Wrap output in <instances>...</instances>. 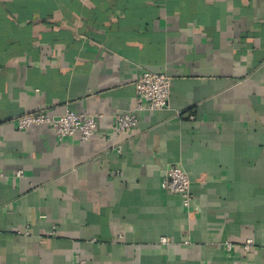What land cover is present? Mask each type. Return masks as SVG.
Wrapping results in <instances>:
<instances>
[{"label":"crops","instance_id":"0c3cea01","mask_svg":"<svg viewBox=\"0 0 264 264\" xmlns=\"http://www.w3.org/2000/svg\"><path fill=\"white\" fill-rule=\"evenodd\" d=\"M145 70L168 105L116 134ZM66 109L88 141L16 127ZM80 260L264 264V0H0V264Z\"/></svg>","mask_w":264,"mask_h":264},{"label":"built area","instance_id":"2783aa9c","mask_svg":"<svg viewBox=\"0 0 264 264\" xmlns=\"http://www.w3.org/2000/svg\"><path fill=\"white\" fill-rule=\"evenodd\" d=\"M170 93V77L165 73L142 71L135 82V94L137 105L135 111L117 114L114 118L113 129L116 134L132 130L137 126V113L142 110H159L167 107ZM45 125L49 127L57 140L78 137L81 141H88L96 130V116L90 113H77L70 109L64 110L57 116H52L46 111L26 113L16 118L18 129H27L33 126ZM17 174H20L18 172ZM163 190L177 194L182 199V206L188 209L192 194L190 190V179L188 174L177 165H170L160 182ZM166 243V238H161ZM228 250L232 244L225 243ZM251 239L242 244V250L247 252L253 247ZM77 264H84L78 261Z\"/></svg>","mask_w":264,"mask_h":264},{"label":"rangeland","instance_id":"374dc122","mask_svg":"<svg viewBox=\"0 0 264 264\" xmlns=\"http://www.w3.org/2000/svg\"><path fill=\"white\" fill-rule=\"evenodd\" d=\"M244 244V243H243Z\"/></svg>","mask_w":264,"mask_h":264}]
</instances>
